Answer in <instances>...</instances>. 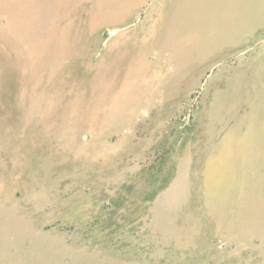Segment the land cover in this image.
<instances>
[{
    "label": "rangeland",
    "instance_id": "1",
    "mask_svg": "<svg viewBox=\"0 0 264 264\" xmlns=\"http://www.w3.org/2000/svg\"><path fill=\"white\" fill-rule=\"evenodd\" d=\"M0 264H264V0H0Z\"/></svg>",
    "mask_w": 264,
    "mask_h": 264
}]
</instances>
